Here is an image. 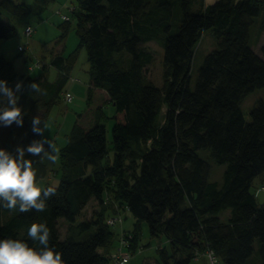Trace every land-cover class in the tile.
Segmentation results:
<instances>
[{
  "label": "trees",
  "instance_id": "1",
  "mask_svg": "<svg viewBox=\"0 0 264 264\" xmlns=\"http://www.w3.org/2000/svg\"><path fill=\"white\" fill-rule=\"evenodd\" d=\"M75 7L77 47L65 56L52 54L50 63L43 60L41 74L20 73L13 59L0 54V79L12 87L23 82L24 124L10 125L3 144L13 152L42 138L43 133L33 132L32 119L39 115L44 125L63 99L83 48L91 62L88 103L61 149L60 182L47 185L56 192L46 198L43 211L0 206V239L30 240V225L44 222L64 264H109L110 253L100 249L114 237L105 211L114 215L116 202L121 211L129 209L147 222L152 236L165 234L171 242V251L159 247V258L144 264H191L208 250L224 264H264V202L252 190L256 179H264V100L250 110L251 120L242 109L244 98L264 87V43L261 53L251 44L261 14L264 31V0H78ZM44 8L41 0L34 8L0 0V38L17 32L2 11L25 19ZM70 26L71 21L61 23V41ZM211 28L217 47L206 55L192 88L195 47ZM151 40L164 44L161 87L147 76L155 58L146 46ZM50 66L60 72L55 80L46 75ZM34 82L38 90L31 88ZM108 105L114 107V155L105 163ZM201 149L227 164L221 183L210 179L212 165ZM26 155L37 178L46 176L44 159ZM107 194L111 203L105 204ZM93 200L99 209L81 219ZM227 209L230 214L223 219ZM61 219L68 223L64 235ZM129 232L134 254L141 247L135 245L137 233Z\"/></svg>",
  "mask_w": 264,
  "mask_h": 264
},
{
  "label": "rangeland",
  "instance_id": "2",
  "mask_svg": "<svg viewBox=\"0 0 264 264\" xmlns=\"http://www.w3.org/2000/svg\"><path fill=\"white\" fill-rule=\"evenodd\" d=\"M18 2H25L30 7L34 8L38 3V0H15ZM45 4V8L39 14H31L25 19H21L7 11H2V15L6 21L13 24L17 32L11 38H0V54H4L6 57L14 60L17 70L20 73H29L31 75L37 76L42 69L37 65L38 59L41 61H46L50 63L52 59V54L68 55L72 50H74L79 42L77 34V24L74 20V15L76 12V6H78V0H41ZM215 0H204L206 4H211ZM74 7L73 11L69 12V19L62 20L57 10L62 9L63 11H68L66 8L70 6ZM198 7V4L196 5ZM196 8V7H194ZM263 14L257 17L256 23L252 27V47L261 53V44L264 42V31L262 30L261 20ZM63 21H71L70 29L67 32L66 37L61 41L62 29L60 27ZM28 25H32L35 29L34 32L27 37L25 29ZM26 44V50L20 51L19 46ZM146 46L153 51L154 60L149 65L147 76L151 79L157 86H162L164 82L163 77V59H164V44L161 40H151L146 43ZM217 47L216 38L213 32V29H207L201 39L198 41L195 47V54L191 68V82L190 85L192 88L195 87L199 68L201 67L206 55ZM91 71V62L89 60L88 52L85 48L81 50L79 60L75 65L71 77L66 85L65 89H70L73 94V100L70 103H65L62 98L51 109L50 114L47 119V125L45 127V137H49L51 140L56 134L58 129L59 138H56L53 142L59 149L58 160L53 163L44 158V163L46 164L45 171L46 176L37 178L38 181L47 186L58 185L61 177V149L67 144L68 136L71 129L77 119L78 114L85 109L88 103V81L90 79ZM20 80H17L15 85ZM15 87V86H14ZM259 99L264 100V87L256 88L250 92L242 102V109L244 116L247 120H251L250 110L256 104ZM165 110V108H164ZM106 114L108 118L105 119L107 125V138L109 146V154L105 159L106 162H112L114 150H113V118L114 107L108 105L106 107ZM69 126L68 131H64V128H61V124L65 123ZM10 126L0 125V147L3 148L5 140L10 137L9 133ZM199 153L202 157L208 158L211 165V175L210 179L212 181H223V174L227 167V164H220L216 162L208 149H201ZM44 171V172H45ZM260 179H256L253 183L252 190L256 194V197L260 203L264 202V192L261 190ZM98 202L96 200L91 201L83 210L80 218H91L95 209L98 208ZM99 211V210H98ZM97 211V212H98ZM96 212V213H97ZM122 213L127 214L124 216V223L110 225V229L114 233V237L108 247L101 248L100 250L106 255L108 253H114L116 251L117 242L121 239L122 231L127 233L129 231H134L137 233V242L138 247L137 251L132 254L130 262L126 264H144L146 260H156L159 258L158 249L167 248L169 251L172 250L171 242L168 240V237L165 234H160L159 236H152L149 230V225L145 221L138 220L129 209H123ZM230 213V209L224 210L221 213L223 219H227ZM106 217L112 215V211H105ZM123 224V225H122ZM68 228V223L61 219L60 220V229L62 234H66ZM122 228H124L122 230ZM127 232H126V230ZM121 232V233H120ZM120 233V235H119ZM131 233V232H129ZM133 237V234H130ZM258 244L256 243V247ZM135 249V250H136ZM109 264H115L113 260H109Z\"/></svg>",
  "mask_w": 264,
  "mask_h": 264
},
{
  "label": "clouds",
  "instance_id": "3",
  "mask_svg": "<svg viewBox=\"0 0 264 264\" xmlns=\"http://www.w3.org/2000/svg\"><path fill=\"white\" fill-rule=\"evenodd\" d=\"M23 82L12 87L0 79V125L24 124V109L20 104ZM31 88L38 90L37 84ZM32 130L42 134L44 125L39 115L32 119ZM55 163L59 149L49 137L34 140L26 147L20 145L15 152L0 147V206L23 213L33 209L43 211L46 198L56 192L54 186L45 187L37 179L34 161L26 154ZM30 240L0 239V264H64L62 254L49 242V228L44 222H34L27 231Z\"/></svg>",
  "mask_w": 264,
  "mask_h": 264
},
{
  "label": "built area",
  "instance_id": "4",
  "mask_svg": "<svg viewBox=\"0 0 264 264\" xmlns=\"http://www.w3.org/2000/svg\"><path fill=\"white\" fill-rule=\"evenodd\" d=\"M66 11L59 10L58 13L63 19H69V12L74 10V7L68 6ZM70 10V11H69ZM34 28L32 26H27L25 29V33L27 35H30L33 32ZM23 49L24 47H20ZM38 67H43L44 63L41 61V59H38L37 65ZM63 100L65 103H70L73 100V94L70 90H65L63 92ZM264 189V186L262 187ZM111 203V196L109 194L106 195L105 198V204ZM115 206L117 207V212L114 215H111L107 218V223L110 225L121 223L124 219V213L120 210L119 204L115 202ZM131 233H121V239L119 240V244L117 246V249L114 253L109 254L110 258L113 260L115 264H126L131 260L132 253H131ZM207 254L211 264H217L218 263V257L215 255V253L212 250H208L206 252H199L197 256H201Z\"/></svg>",
  "mask_w": 264,
  "mask_h": 264
},
{
  "label": "crops",
  "instance_id": "5",
  "mask_svg": "<svg viewBox=\"0 0 264 264\" xmlns=\"http://www.w3.org/2000/svg\"><path fill=\"white\" fill-rule=\"evenodd\" d=\"M264 42H262V44H263ZM261 44V45H262ZM257 51V50H256ZM258 53H260L259 51H257ZM53 57V56H52ZM42 73V71L39 73V74H41ZM38 74V75H39ZM60 74V72H59V70L55 67V66H50V68H49V70L48 71H46V75H47V77L50 79V80H55L57 77H58V75ZM35 76V75H34ZM68 90H70V89H68ZM53 109V108H52ZM46 125H47V121L45 122V124H44V132H43V137H45V132H46V129H45V127H46ZM61 128H64V131L66 132V131H68V128H69V126L68 125H66V122L65 123H62L61 124ZM59 131H60V128L58 129V131L56 132V134L53 136V138H52V141H54L56 138H59ZM47 167V166H46ZM262 180L264 181V179H260V182H262ZM261 184V183H260ZM262 187V186H261ZM261 190H262V192H264V189L263 188H261ZM256 194H258V192H256ZM230 214V213H229ZM229 216V215H228ZM127 218V215H126V217H125V219ZM169 240V239H168ZM116 246H118V242H117V245ZM161 247V246H160ZM116 249H117V247H116ZM147 261V260H146ZM145 261V262H146ZM144 262V263H145ZM191 264H211V262H210V259H209V257H208V255L207 254H204V255H201V256H197V257H195L193 260H192V262H191ZM217 264H224L223 263V261L222 260H218V263Z\"/></svg>",
  "mask_w": 264,
  "mask_h": 264
}]
</instances>
